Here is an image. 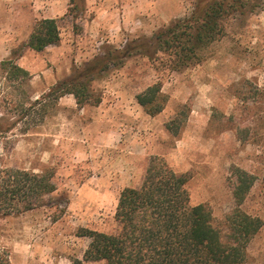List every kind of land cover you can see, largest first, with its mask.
I'll return each instance as SVG.
<instances>
[{
  "label": "rangeland",
  "instance_id": "rangeland-1",
  "mask_svg": "<svg viewBox=\"0 0 264 264\" xmlns=\"http://www.w3.org/2000/svg\"><path fill=\"white\" fill-rule=\"evenodd\" d=\"M198 2L0 0V62L12 60L29 73L19 90L0 70V118L18 119V105L76 77L100 101L80 106L67 94L26 135L29 119L16 136L0 139V168L51 171L57 188L44 207L0 217V264H106L85 261L91 240L80 235L118 230L119 196L141 186L154 158L187 174L191 204H206L224 228L236 206L238 171L251 175L242 209L263 227L243 264H264V0L238 4L200 64L174 70L163 52H137L142 40L190 17ZM44 19L58 21L60 42L30 50ZM113 56L122 60L111 64ZM156 83L167 103L151 116L137 96Z\"/></svg>",
  "mask_w": 264,
  "mask_h": 264
},
{
  "label": "trees",
  "instance_id": "trees-1",
  "mask_svg": "<svg viewBox=\"0 0 264 264\" xmlns=\"http://www.w3.org/2000/svg\"><path fill=\"white\" fill-rule=\"evenodd\" d=\"M244 1L199 0L190 17L142 40L137 52L147 58L163 52L168 55L170 67L174 70L200 64L207 59L210 46L223 36L226 29L224 19L238 10V4L244 6ZM59 30L56 19L37 22L26 47L40 52L57 45ZM119 60L121 57L113 56L111 64H117ZM96 68L92 67L91 71L95 72ZM0 70L7 81L18 83L19 90L22 86L19 81L23 83L29 76L28 71L12 60L0 62ZM67 94L73 95L80 106L100 104L98 99L94 100L85 82H80L77 77L71 78L58 83L34 104L18 105L15 109L20 113L18 119L1 117L0 139L8 141L16 136L12 132L17 125L29 119L21 133L26 135L31 127L43 123L51 109ZM137 101L149 115L156 116L165 109L167 96L163 94L161 84L156 83L140 93ZM37 107V115H31ZM53 179L51 171L34 173L1 167L0 217L44 207L45 198L57 190ZM189 180L187 174H178L163 159H152L141 186L125 188L119 196L114 217L118 230L112 233L83 231L80 235L91 240L85 261L106 264H243L250 242L263 227L261 219L242 209L254 178L247 172L238 171L233 192L236 206L227 217L225 228L216 224L206 204H191Z\"/></svg>",
  "mask_w": 264,
  "mask_h": 264
}]
</instances>
